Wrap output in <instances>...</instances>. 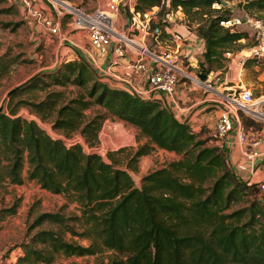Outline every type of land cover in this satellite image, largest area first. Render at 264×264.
Listing matches in <instances>:
<instances>
[{"label":"trees","instance_id":"trees-1","mask_svg":"<svg viewBox=\"0 0 264 264\" xmlns=\"http://www.w3.org/2000/svg\"><path fill=\"white\" fill-rule=\"evenodd\" d=\"M154 5L160 10L150 26L154 32L158 28L159 38L168 35L165 17L177 8L189 27L195 22L194 30L204 40V60L199 64L207 63L201 70L205 76L214 62L221 65L231 43L247 36L244 30L221 24L231 18L223 0H133L139 12ZM243 6L264 10V0H247ZM17 60V55L0 54V80ZM250 62L264 71V59L248 58L244 64ZM69 84L81 89L67 99L62 89L50 88ZM11 89L6 107L0 109V184L33 180L75 201L80 210L68 217L60 211L38 212L27 226L28 237L17 245L22 249L18 263H52L58 254L81 256L107 249V264H264L259 182H248L235 172L214 135H203V128L179 120L157 99L101 79L81 54L41 69ZM38 90L44 91L41 98ZM94 104L105 113L87 115L85 110ZM23 105L50 119L64 135L78 133L90 146L98 144L108 115L133 125L146 140L122 158L109 150L105 160L97 152H85L80 142L67 145L62 137H52L36 120L18 114ZM241 118L249 124L248 117ZM157 148L179 157L149 170L135 183L131 171H138L139 157ZM125 150L120 147L116 153ZM16 204L5 211L14 212ZM68 219L78 220L81 229L69 225ZM45 221L59 227L41 226ZM66 230L70 239L64 236Z\"/></svg>","mask_w":264,"mask_h":264},{"label":"rangeland","instance_id":"rangeland-1","mask_svg":"<svg viewBox=\"0 0 264 264\" xmlns=\"http://www.w3.org/2000/svg\"><path fill=\"white\" fill-rule=\"evenodd\" d=\"M68 1L72 4L81 5L88 11H93L97 8L106 7L107 3L110 0ZM128 1L129 0H117L118 14L116 17V22L119 26V29L122 31L126 30L127 24L131 20V13L128 9ZM223 1L224 7L227 8L231 13L230 19L233 22V24H229L228 26L246 31L247 36L237 40L234 43H231L228 46L227 49L234 52V57L232 59L222 56L220 66H216L219 61L214 62L213 65H211L212 70L208 72L206 76L209 79V81L207 82L210 83L212 87L222 89V86L219 83L225 80L226 82H222L223 85L230 84V79H233L236 81V83L238 82L239 84L250 86L252 88L254 96L258 98L260 95L264 94H259L264 91V74H262L263 71L261 67L254 62H250L249 65H246L244 63L241 64V62H239V57L244 55L243 49L248 50L255 44L256 41V30L248 21H244L242 19L246 18L247 16H251L264 20V10H258L255 8L246 10L243 5L247 0ZM31 2L35 7L41 9L44 14L56 18L53 9L49 8L47 0H31ZM219 6L220 4L216 3L215 7ZM25 8L26 7L22 4L21 0H0V54L3 52H8L10 56H18V60L12 64L10 70L0 80V105L3 102V107H6V103L9 99L8 91L11 88L24 82L31 75L41 69L55 67L68 56V52H66L65 47H69L70 45L68 44L70 43L67 40L60 41L57 36L49 33V31L43 24L36 21L35 16L27 13V10ZM158 10H160V7L154 5L151 7V9L146 10V12L148 14H152L154 17L153 19L156 21L158 17L155 13ZM182 17L184 18V15ZM237 18L240 19L239 22H235ZM171 21L172 23L174 22V20ZM184 22L186 23L185 18ZM6 23L9 24L6 25ZM169 24L170 22H168L167 25ZM189 24L191 25V29L193 30L196 25L195 22H189ZM60 29L62 34L68 35L70 40L76 41L79 44L86 43L87 41L86 36L82 35V33H77L76 35L74 34L77 29L73 28L71 24V17L69 15H65L60 18ZM170 37L171 36L169 35L168 39ZM156 38L157 37H155L152 33L148 35L149 44L155 49L158 48L155 42H157V40L161 42V39ZM167 44L173 46L172 42H168ZM161 45L163 47L162 42ZM180 49L182 51L183 62L186 66V69L192 75L197 73V71H201L203 67H207L206 62H203L202 66H200L199 64L204 60L200 51H197L193 55L192 59L189 58V56L186 54L183 44L181 45ZM248 58L252 59L253 57L249 56ZM111 82H113V80H111ZM191 83H193L195 87H197V90H199L201 94L209 92L208 90L205 91L203 86H199L198 84L196 85L192 80L186 79L185 84H183L184 86H181V88L186 93L190 92L188 93L189 95H191V93H195V90H189ZM50 88L62 89L65 99L74 96L77 91L81 89L71 84L67 86L52 85L50 86ZM177 88L181 89L178 87V85ZM224 89V91H226V88ZM203 91L205 92L203 93ZM36 93V96L38 98H41L44 95L43 90H38ZM23 97H28V95L23 94ZM214 107L215 106H208L207 109H209V114L212 113L211 110ZM96 111L105 113L106 110L99 104H94L85 110L87 115L94 114V112ZM24 113L26 118L36 120L38 124L52 137H62L67 145L74 143V138H79L76 142L81 143L85 152H97L101 154L105 160H108L107 151L109 150H115L116 157L122 158L123 156H125V153H127L129 150H135L139 146V144L145 142L146 140L145 137L139 135L138 130L133 125L129 124L123 119L108 115L103 121V124L100 128L98 144L95 146H90L78 133L71 136L64 135L59 130L52 127L50 119L41 118L38 114L30 110L28 106L23 105L18 109V114L23 116L22 114ZM248 118L249 120H247V122L249 124L258 126L254 119L250 117ZM211 119L212 116H209L207 120L210 122ZM201 128H203L204 130L203 135H213L214 133L212 131L211 125L208 122L201 125ZM120 147H125L127 150L116 153V150ZM177 157H179V155H177L175 152H168L165 149H154L150 153L144 154L139 157V169L138 171H131V175L134 178L135 183L139 184L141 176L143 174L153 168L160 167L166 164L169 160ZM27 168L28 164L25 162L22 170L24 176L27 173ZM15 201H17L15 211H5V209L13 205ZM44 210L60 211L66 217L74 214L78 215L80 213V210L75 201L70 200L68 197L61 193H53L46 189H43L33 180L24 179V182L21 184L4 182L0 184L1 264L108 263L111 251L107 249L97 252L96 254L81 256H66L63 254H58L52 263H18L16 257L18 256L19 251L22 252V249L17 245H19L21 241L26 239L28 224L31 223L32 219L38 212ZM67 223L74 226L78 230L82 227L81 223L78 220L68 219ZM41 226L55 228L59 227L58 224L48 221H45ZM64 236L65 238L70 239L71 233L66 230L64 232ZM75 239L82 244L89 243V239L87 238L76 237Z\"/></svg>","mask_w":264,"mask_h":264},{"label":"built area","instance_id":"built-area-1","mask_svg":"<svg viewBox=\"0 0 264 264\" xmlns=\"http://www.w3.org/2000/svg\"><path fill=\"white\" fill-rule=\"evenodd\" d=\"M21 2L26 7L27 13L35 16L36 21L43 24L49 33L57 36L60 41L67 40L70 44L79 46L76 41L70 40L68 35L62 34L60 29V18L69 15L73 28L83 31L87 36V42L80 45L81 55L103 80L111 82L112 79H116L119 81L117 86L127 88L144 98L157 99L171 109L178 103L176 90L181 78L190 79L196 85L203 86L205 90L213 91L216 94L213 100L219 106L213 134L216 142L226 149L229 145L227 136L233 132L237 143L241 146V153L248 158L249 162L252 163L260 155L259 147L264 145V95L256 98L250 86L239 83L226 91L215 90L207 82L209 81L207 74L201 77L202 71H197L192 75L186 69L180 49L184 36L180 32H171L169 39L168 37L159 38L156 34L158 28L156 27L154 32L150 26L153 15L146 11L143 13L136 11L132 0L128 1L131 20L123 31L119 29L116 22L117 0H110L106 7L93 11H88L81 5L72 4L68 0H47L56 18L44 14L41 9L33 5L31 0H21ZM215 5L216 3L212 4L214 7ZM242 20L248 21L256 30V41L246 53L244 52V55L239 57V62L243 64L249 56L264 59V20L251 16ZM239 21V18L235 20V22ZM220 22L225 26L233 24L231 19ZM150 33L161 39L163 47L158 40L155 42L157 49L150 46L148 41ZM168 42H172L173 46L167 44ZM127 53H132L134 57L128 63L126 76L120 77L114 65ZM223 56L232 59L234 52L226 49L223 51ZM139 73H145L143 85H138L133 80V75L136 76ZM22 115L25 116V113ZM241 115L254 119L260 127H250L252 132H249ZM78 139L74 138L73 142ZM258 182L260 190H264V181Z\"/></svg>","mask_w":264,"mask_h":264},{"label":"crops","instance_id":"crops-1","mask_svg":"<svg viewBox=\"0 0 264 264\" xmlns=\"http://www.w3.org/2000/svg\"><path fill=\"white\" fill-rule=\"evenodd\" d=\"M182 16H183V11L181 10V8H177L174 12L167 14L165 18L168 20V22H170V24L164 27V31L168 33L166 37H169L170 32H174V31H178L181 34H183L184 50L186 54L189 56V58L193 59V55L197 51H200V53H202L204 49V40L196 34L194 29L192 30L191 27H189L184 22V18ZM171 20H174V22L172 23ZM77 33L78 34L82 33V35H85L83 31L78 30V29L76 30L74 34L76 35ZM86 39H87V36H86ZM68 45L70 46L65 47L66 52H68V56L66 59L75 58L78 56V54H81L80 45L82 44L78 43L79 46H75L72 44H68ZM133 57L134 56L132 55V53H127L125 57L119 58L118 63L114 65V68L119 73L120 77H123V76L125 77L126 74L128 73V63L130 60L133 59ZM262 74H264V71L262 72ZM112 80L114 82H111V84L114 83L113 85H118L119 81H117L116 79H112ZM133 80H135V82L138 83V85H143L145 83V73H139V74H136V76L133 75ZM230 80H231L230 84L223 85L222 82H226L225 80L219 83L222 86V89L221 88L217 89V87H213V88L215 90L222 91V90H225L224 88L228 90L229 88H233L236 85H238V82L236 83L235 80L233 79H230ZM185 81L184 80L180 81L178 84V87L181 88V86H184L183 84H185ZM189 90L190 91L195 90L194 91L195 93L193 94L191 93V95H189L188 93L190 92L186 93L185 91H183L182 88L181 89L177 88L176 98H177L178 103H177V106L174 105L172 108L174 115L179 120L187 121L195 129H199L201 125L208 122L212 127V131L214 132L215 123H216L217 115L219 112V106L213 100L216 97V94L211 90H209V92H206L205 94H201L193 83L190 84ZM205 91H203V93ZM208 106H215L211 110L212 113L210 114L208 113V110H209L207 109ZM209 116H212V119L210 122L207 120ZM245 117H248V116H245ZM255 122L258 124V126L246 124L243 121V123L247 126V128H249V132H252L250 127L252 128L260 127V124L257 121ZM227 140L229 142V145L226 147V155L229 158L235 172L242 179L247 180L248 182H258L260 180L264 181V145H261L259 147V150L261 151V153L251 163L249 162L248 158L241 153V146L237 143L235 134L233 132L227 136ZM157 149H161V148H157ZM168 152H172V151H168ZM260 194L264 198V190L262 191L260 190ZM20 253L21 252L19 251L18 255Z\"/></svg>","mask_w":264,"mask_h":264},{"label":"water","instance_id":"water-1","mask_svg":"<svg viewBox=\"0 0 264 264\" xmlns=\"http://www.w3.org/2000/svg\"><path fill=\"white\" fill-rule=\"evenodd\" d=\"M200 76L203 77V73H200ZM12 91H13V89H10V90L8 91V95H9ZM2 107H3V102H2V104L0 105V109H2Z\"/></svg>","mask_w":264,"mask_h":264},{"label":"bare ground","instance_id":"bare-ground-1","mask_svg":"<svg viewBox=\"0 0 264 264\" xmlns=\"http://www.w3.org/2000/svg\"><path fill=\"white\" fill-rule=\"evenodd\" d=\"M244 52L246 53V52H247V50H244Z\"/></svg>","mask_w":264,"mask_h":264}]
</instances>
